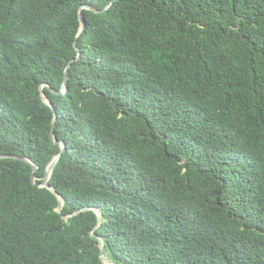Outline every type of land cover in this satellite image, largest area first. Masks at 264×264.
<instances>
[{
  "label": "trees",
  "instance_id": "trees-1",
  "mask_svg": "<svg viewBox=\"0 0 264 264\" xmlns=\"http://www.w3.org/2000/svg\"><path fill=\"white\" fill-rule=\"evenodd\" d=\"M113 1L0 0V264H264V0Z\"/></svg>",
  "mask_w": 264,
  "mask_h": 264
},
{
  "label": "water",
  "instance_id": "water-1",
  "mask_svg": "<svg viewBox=\"0 0 264 264\" xmlns=\"http://www.w3.org/2000/svg\"><path fill=\"white\" fill-rule=\"evenodd\" d=\"M116 1H119V0H114V1L109 5V7H108L105 11L109 10V9L112 7V5H113ZM84 8H88V7H83V8L81 9V11H80V19H81V23L83 24V27H82V29H81V31H80V34L84 31L85 26H86V25H85V19H84L83 13H82V10H83ZM75 47L77 48L78 52H80V49L78 48L77 42L75 43ZM71 64H72V63H69V64H68L67 69H66V71H65L64 87H63L62 91H60V92H58V93L55 92V91H53V92H54L55 94H57V95L64 94V93L67 91L68 70H69ZM43 87H44V86L41 87L42 97L44 98V101H45V103H46L48 106L53 107L52 104H51V102L46 98L45 94L43 93ZM51 137H52V140H53L56 144H60V143H61V144H62V148H63V150L65 149V144H64L63 142H58V141L56 140V138H55V126H53V128H52ZM8 157L18 158V159H20V160H23V161H26V162H29L30 164H32L30 161H28V160L25 159V158H20V157H17V156H8ZM60 157H61V155H58V156H56V157L50 162V164H49V166H48V168H47V171H46V176H45V178H44L42 184H40V185H38V186L41 187V188H47V189L51 190L55 195H57V197H58V199H59V203H60L59 212L62 213V211H63V207H64L63 197L57 192V190H56L54 187H52V186L50 185V180H51V178H52V175H53L54 170L56 169V167H57V165H58V162H59V160H60ZM32 165H33L34 168H35V171H34V173L32 174V182H33L34 184H36V180H37V178H36V172L38 171V168H37L34 164H32ZM88 210H89V208H85V209H83L82 211L77 212L75 215H77V214H79V213H81V212H83V211H88ZM96 212L98 213V211H96ZM73 216H74V215H73ZM98 217H99V224H100V223H101V220H102V216H101L100 213H98ZM101 259H102V261H103L105 264H106V263H108V264H116V263H113L112 261H110L109 259H107V258L105 257V254H104V242L102 243V247H101Z\"/></svg>",
  "mask_w": 264,
  "mask_h": 264
},
{
  "label": "rangeland",
  "instance_id": "rangeland-1",
  "mask_svg": "<svg viewBox=\"0 0 264 264\" xmlns=\"http://www.w3.org/2000/svg\"><path fill=\"white\" fill-rule=\"evenodd\" d=\"M106 257V256H105ZM107 258V257H106ZM108 259V258H107ZM106 264H108V263H106Z\"/></svg>",
  "mask_w": 264,
  "mask_h": 264
}]
</instances>
